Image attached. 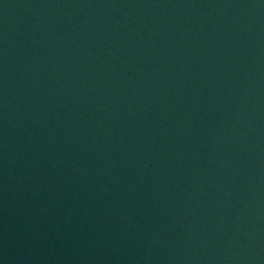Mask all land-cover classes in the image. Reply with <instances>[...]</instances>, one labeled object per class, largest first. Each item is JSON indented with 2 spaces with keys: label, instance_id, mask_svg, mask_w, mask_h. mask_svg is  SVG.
Segmentation results:
<instances>
[{
  "label": "water",
  "instance_id": "water-1",
  "mask_svg": "<svg viewBox=\"0 0 264 264\" xmlns=\"http://www.w3.org/2000/svg\"><path fill=\"white\" fill-rule=\"evenodd\" d=\"M0 264H264V0H0Z\"/></svg>",
  "mask_w": 264,
  "mask_h": 264
}]
</instances>
